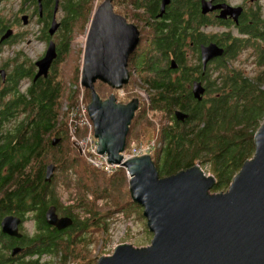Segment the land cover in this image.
<instances>
[{
	"label": "trees",
	"instance_id": "1",
	"mask_svg": "<svg viewBox=\"0 0 264 264\" xmlns=\"http://www.w3.org/2000/svg\"><path fill=\"white\" fill-rule=\"evenodd\" d=\"M119 1L135 3V8H145L146 15L137 16H141L144 23L150 22L151 26L139 51L141 53L133 58V63L138 72L139 85L145 87L149 94L151 108L170 117V124L159 129L162 147L156 150L153 157L160 177L176 175L201 162L213 167L216 185L212 192L227 190L246 161L253 158L256 149L254 136L264 120V71L259 78L252 79L236 67L232 59L245 50H252L257 66H264V20L255 19L252 24H246L243 31L250 33L246 39L231 37L232 34H211V41L218 38L227 47L225 56L207 70L208 75L211 72V81L206 83L205 97L198 102L188 93L186 82L192 72L198 70V74L202 73L199 63L188 64L197 57L200 61L199 52L195 49L187 58L180 50L188 39L190 29L196 33L191 34L194 48H199L198 45L208 40L207 34L201 31L207 17L200 14L198 0H172L169 8L171 19L167 23L155 21L163 0ZM77 2L78 5L70 9V25L81 22L82 27L87 24L95 1ZM214 25V18H211V26ZM171 55L176 58L180 69L186 70L182 78H172L169 68ZM63 61L62 56L60 62ZM187 66L195 68L191 71ZM65 78L58 64L53 78L40 81L30 89L29 95H19L16 86L11 99L5 101L3 94L0 95V224L9 215L20 217L23 224L34 223V230L30 233L24 229L20 240L4 235L0 227V264H54L51 260L42 261L45 254H49L52 260L60 255L61 264H67L68 259L74 257L72 249L76 243L89 241L91 229L88 226L93 221L97 223L98 233L103 234L110 229L108 222L113 215L123 211L129 213L130 209L139 207L130 198L124 204L120 203L123 200L120 191L128 186L124 170L107 176L90 166L77 146L71 144L67 119L77 100L72 86L78 85L79 81L73 79L67 83ZM102 86H96V91L99 96L108 98L113 90ZM6 91L9 94L12 88ZM86 93L89 104L91 92L87 90ZM65 103L68 111H63ZM175 111L187 113L189 119L178 121ZM19 113L26 115L18 119L16 115ZM138 117L136 115L133 120L134 126ZM146 131L147 128L141 130L143 134ZM54 138L61 140L57 146L52 145ZM50 164L57 166V170L71 172L77 181L74 186L82 193L80 203L83 201L84 205L93 207L94 204H89L86 196L94 195L96 201L106 200L110 203L109 207L113 206L116 210L102 212L104 216H101L100 211L84 207L85 215L74 216V210L63 205L55 188L57 174L52 183L45 181L46 168ZM125 194L129 195L127 191ZM51 206H55L61 215L71 217L74 225L64 231L49 226L45 214ZM14 248H21L22 251L13 255ZM96 258L82 261L94 264Z\"/></svg>",
	"mask_w": 264,
	"mask_h": 264
},
{
	"label": "water",
	"instance_id": "2",
	"mask_svg": "<svg viewBox=\"0 0 264 264\" xmlns=\"http://www.w3.org/2000/svg\"><path fill=\"white\" fill-rule=\"evenodd\" d=\"M113 1L106 0L91 20L81 84L91 92L87 108L98 139V152L108 154L109 163L128 171L132 201L144 209L153 239L143 248L119 245L111 256L101 258L97 264H264V123L254 136L253 158L246 161L224 192L211 193L216 179L207 177L200 163L161 178L151 155L124 160L122 153L141 102L133 99L120 104L114 94L102 100L95 85L100 81L116 91L130 85L129 58L137 52L141 34L136 26L114 14ZM170 2L163 0L159 17ZM201 11L203 15L220 11L218 19L238 21L243 10L227 3L202 0ZM224 56L225 49L216 43L201 46L204 71L210 62ZM56 58L52 43L46 56L37 63L36 79L47 76ZM175 67L177 63L172 61L171 68ZM205 92L201 82L194 83L192 93L198 101L203 100ZM174 116L180 122L189 119L183 111H175ZM60 141L54 138L52 145L57 146ZM55 170L54 164L47 166L46 183H52ZM45 219L58 231L74 225L71 217H60L55 206L48 208ZM22 223L18 216H6L0 224L1 232L22 239ZM21 251L14 248L12 254Z\"/></svg>",
	"mask_w": 264,
	"mask_h": 264
},
{
	"label": "flooded vegetation",
	"instance_id": "3",
	"mask_svg": "<svg viewBox=\"0 0 264 264\" xmlns=\"http://www.w3.org/2000/svg\"><path fill=\"white\" fill-rule=\"evenodd\" d=\"M105 1L106 0L101 2L98 1L95 7L96 10ZM170 1L171 2L167 5L162 17H159V15L161 13L163 1L160 2L155 21L167 23L168 20L171 19L169 8L172 4V0ZM201 1L202 0H198L200 14L204 17H207L205 24H203L201 27V31L203 33H206L205 30L207 29L211 30V27H219L223 30L220 31V34L215 33V35H226L229 34L231 29H235L240 34L248 37L250 36V33H245L243 31V28L246 26V24H252L255 19L259 18L264 20L263 7L258 5L260 0H242V2L239 4H232L230 0H209L213 1L214 4L227 3L234 7H241L243 11L238 21L230 18L226 20L218 19L217 16L220 14V11L203 15L201 11ZM77 5V0H0V95L3 94L2 98L4 97L5 101H7L9 98H12L15 86L19 91V95L25 96L29 95L30 89L38 85L40 81L51 80L53 78L55 67L61 63V57H64L65 54L67 55V51L69 50L71 44L70 41L72 34L70 31L73 32L74 26L72 24L70 25V9L72 6L74 7ZM112 5L114 8V14L125 19L127 24L136 26L141 34L139 48L137 52L129 58V71L132 81L133 73H131V71L136 72L133 58L138 54L140 55L141 53L139 51L142 50L143 42H145L144 36L147 32L151 31L150 22L144 23V21H142L143 18L141 16H137V14L146 15L147 11L145 8H135V3L116 0L113 1ZM144 6H147L146 3ZM211 16L214 18V23L216 24L214 26H211ZM169 22L171 24V21ZM79 24H81V22L74 23V25ZM187 34H189L187 35L188 39L186 40L185 45L183 44L180 46V50L182 54H185L187 58H190L191 54L193 53L192 51L197 49L200 57L199 64L202 66V73L198 74V70L194 73L192 72V75L188 77L186 82L188 93L191 94L192 99L198 101L192 93L193 85L195 82H201L205 89H207L206 83L208 80L211 81V72H209L208 75L207 70L211 69V66L218 60L216 59L210 62L206 71H204L201 59V46L208 45L210 43H216L225 50L227 46L218 38H214L211 41V35L207 34L208 40L205 43L198 45L199 48H194L193 41L191 40V34H196L195 30L190 29ZM52 43L56 47L57 58L50 66L47 76L43 75L36 79V76L39 72L37 63L46 56L47 51ZM173 56L170 57V63L172 61L176 62V58ZM193 67L194 66H187V69H191V71H193L195 68ZM169 68L171 69L173 79L182 78L184 74H186V70L183 68L180 69L178 63L177 67L174 69L171 67ZM131 83L130 85H126L123 90L118 92H125L128 90V88L131 86ZM102 85L106 84L98 81V84L95 85V88L96 86L101 88L103 87ZM107 87L108 89L113 90L109 86ZM9 88H12V91L8 94L6 90ZM109 94V96L112 94L116 95L117 102L120 104H128L133 99H137L136 97H132L131 100H126L124 97L121 99L117 97L116 90H113V92L111 91ZM108 98L101 97L102 100H107ZM84 101H87V98H85ZM141 109L142 106L140 103L138 112L141 111ZM131 131L132 126H130L129 134ZM21 247L23 248V246Z\"/></svg>",
	"mask_w": 264,
	"mask_h": 264
},
{
	"label": "rangeland",
	"instance_id": "4",
	"mask_svg": "<svg viewBox=\"0 0 264 264\" xmlns=\"http://www.w3.org/2000/svg\"><path fill=\"white\" fill-rule=\"evenodd\" d=\"M95 4L92 10V13L90 14V18L84 26L81 24L79 25H74L73 33H72V38H71V44H70V52L68 55L65 54L64 56V61L60 63V67H62V73L66 77L65 79L67 80V83H70L71 80L75 79L78 80V85H73L72 90L75 92L73 93V96L77 97L76 103L79 100L78 98L82 96V99L87 98V93L86 88L82 86L81 84V68H82V63H83V56H84V50H85V40L87 37V33L90 28L91 20L93 18V14L96 10V4L98 1H103V0H94ZM232 4H239L242 2V0H230ZM260 7H263L262 9L264 10V0H260V3L258 4ZM211 18H213L211 16ZM261 19V18H259ZM255 21V20H254ZM222 28L219 27H211L210 29L205 30L206 34L211 35L218 33L220 34V31H222ZM229 34H232L231 37L239 38V39H246L245 35L240 34L238 31L235 29H231L229 31ZM145 40V36H144ZM143 42V46H144ZM254 58L252 57V50L249 51H244L240 55L236 56L234 59H232V62H234V65L238 68H240L244 74L252 79H257L262 72L264 71V66L258 67L256 61L253 60ZM191 61V60H190ZM188 61V64H198V57L192 59V62ZM194 62V63H193ZM213 66V65H212ZM132 74V83L131 86L128 90L125 92H118L116 91L117 97L123 99L127 97L135 96L138 100L140 99L141 101V112L139 111L136 115L139 116L136 125L134 126L132 124L133 132L132 134L128 135L127 137V145H126V152H123L122 155L123 157L126 155H129L134 152V150H138L141 146H150L152 152L149 153L152 157H155L156 150L162 147L161 141L159 140V129L162 126H167L169 123V115L166 117L165 112L152 109L151 108V102L149 98V94L146 90L145 87H142L139 85L138 82V72L131 71ZM262 80H264V76L262 77ZM137 83V84H136ZM74 86H78V90L75 89ZM96 89V88H95ZM130 90V91H129ZM97 92V91H96ZM101 92V91H100ZM113 92V91H112ZM79 94V95H78ZM99 95V94H98ZM85 106H88V99L87 101H84ZM145 108V109H144ZM63 111H68L67 108V103L63 106ZM141 113V114H140ZM26 114L19 113L17 114V118L23 119ZM89 115V113H88ZM80 116L78 115L76 118H73L72 113L69 114V119L67 121L69 122V136H70V142L73 145H76L79 151L81 152V155L83 158L86 160V162L92 166L93 168H96L98 170H101L107 174V176L114 175L117 170H124L126 173V180L128 186L125 187V189H122L120 191L121 198V204L125 203L126 200L130 198V201H132L130 191H129V173L128 171L119 166L116 167L115 169L112 170H107L106 168H98L91 164L88 160V155H84L82 153L83 148L81 146V142L83 141V138L89 137L90 132H89V127L88 130L81 128V122L82 118H79ZM20 119V120H21ZM86 118H84L85 121ZM263 122L261 125H263ZM12 124V123H11ZM11 127V126H10ZM149 127V128H148ZM142 128L145 130L147 128V131L143 134L141 132ZM93 135L95 137V133L93 132ZM76 136V137H75ZM96 138V137H95ZM200 163L201 168L204 172V174L207 177H214L213 175V167L212 165H205L204 163L197 162V164ZM57 168V166H56ZM61 171V172H60ZM60 172V173H59ZM57 174V175H56ZM55 175L57 176V183L55 185V188L58 192V195L61 196V202L63 205L69 209H73V214L74 216L78 217L77 215H85L83 214V209L84 207H91L94 210L100 211L101 216H104L102 212L109 213L110 210H116V208L109 207L106 200H95L94 195L91 196H86V198L90 203H93L92 205H84L85 203L80 200L82 197V193L77 189L74 184L77 183L72 177L71 172H67V169L64 170H55ZM55 177V176H54ZM229 188V187H228ZM227 188V190H228ZM214 189V188H213ZM227 190H223L220 192H224ZM128 192L129 195L126 196L125 192ZM213 191V190H212ZM211 193H214L212 192ZM219 193V192H218ZM133 202V201H132ZM134 203V202H133ZM136 204V203H135ZM138 205V204H137ZM71 206V207H70ZM141 207L140 205H138ZM139 207H135L132 209H127L130 212L126 213V211H123V213H119L116 215H113L111 220H109L110 224V229L107 230V232L103 233H98V230L96 228L97 223L93 221L88 227L91 229L89 231V236L88 238L89 241L85 242L82 241L81 243H76V245L73 247V253L74 255L73 258L70 257L68 259L67 264H84L82 261L83 259L90 260L95 257H97L94 260V264H97L98 261L106 256H111L114 253L115 248H117L119 245L123 244H130L134 246L135 248H143L147 247L151 244V241L153 239V233L150 232L148 226H147V220L144 216V209L142 208L141 210L138 209ZM118 211V210H117ZM60 216V213H58ZM79 218V217H78ZM24 227V228H23ZM25 230H28L30 233L32 230H34V223L32 221L28 223H22L20 226V232L23 233ZM80 236V235H79ZM61 256H56L53 258L49 254H45L42 258V261L46 260H51L53 261L54 264H61ZM75 259V260H73Z\"/></svg>",
	"mask_w": 264,
	"mask_h": 264
},
{
	"label": "built area",
	"instance_id": "5",
	"mask_svg": "<svg viewBox=\"0 0 264 264\" xmlns=\"http://www.w3.org/2000/svg\"><path fill=\"white\" fill-rule=\"evenodd\" d=\"M75 89H77L76 86ZM71 113L73 115V118H76L78 115L80 116L79 118H82V122L80 125L81 128L88 130L89 127V132H90L89 137L87 136L83 138V141L81 142V146L83 148L82 153L84 155H88L89 162L98 168H106L107 170H112L115 169L116 167H119L120 165L109 163V158L107 154L100 155V153L98 152V147H99L98 139H96L93 135L94 125L88 115V108L87 106H85L84 99H82V96L79 97L78 104L76 103ZM84 118H86L85 121ZM151 152L152 150L150 146H141L138 150L135 149L133 153L124 156V160L140 157L143 155H150L149 153Z\"/></svg>",
	"mask_w": 264,
	"mask_h": 264
},
{
	"label": "bare ground",
	"instance_id": "6",
	"mask_svg": "<svg viewBox=\"0 0 264 264\" xmlns=\"http://www.w3.org/2000/svg\"><path fill=\"white\" fill-rule=\"evenodd\" d=\"M99 9V8H98ZM98 14H99V12H98ZM83 59H84V57H83ZM82 67H83V63H82ZM81 70H82V68H81ZM82 74V73H81ZM82 76V75H81ZM84 87V86H83ZM108 155V154H107Z\"/></svg>",
	"mask_w": 264,
	"mask_h": 264
},
{
	"label": "clouds",
	"instance_id": "7",
	"mask_svg": "<svg viewBox=\"0 0 264 264\" xmlns=\"http://www.w3.org/2000/svg\"><path fill=\"white\" fill-rule=\"evenodd\" d=\"M88 34V33H87ZM88 107V106H87Z\"/></svg>",
	"mask_w": 264,
	"mask_h": 264
}]
</instances>
